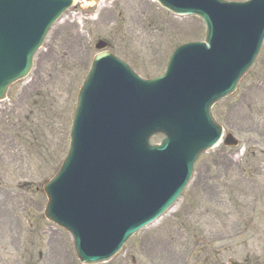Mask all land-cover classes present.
Returning <instances> with one entry per match:
<instances>
[{
  "label": "rangeland",
  "instance_id": "rangeland-1",
  "mask_svg": "<svg viewBox=\"0 0 264 264\" xmlns=\"http://www.w3.org/2000/svg\"><path fill=\"white\" fill-rule=\"evenodd\" d=\"M101 7L94 17L79 5L76 16L63 15L29 76L0 102V259L5 247L7 264H69L72 258L69 235L43 216L42 186L66 153L94 44L106 43L103 50L153 78L176 46L204 36L197 18L174 17L152 0H103ZM213 115L238 147L220 143L203 154L173 208L107 264H264V44Z\"/></svg>",
  "mask_w": 264,
  "mask_h": 264
},
{
  "label": "water",
  "instance_id": "water-1",
  "mask_svg": "<svg viewBox=\"0 0 264 264\" xmlns=\"http://www.w3.org/2000/svg\"><path fill=\"white\" fill-rule=\"evenodd\" d=\"M74 1L0 0V99L28 74L49 27ZM156 1L200 17L205 43L180 47L149 81L97 55L78 93L67 157L44 185L45 217L71 233L83 263L110 260L178 199L198 155L221 137L212 105L236 89L264 41V0ZM156 134L164 139L150 145ZM223 144L237 141L228 135Z\"/></svg>",
  "mask_w": 264,
  "mask_h": 264
},
{
  "label": "flooded vegetation",
  "instance_id": "flooded-vegetation-1",
  "mask_svg": "<svg viewBox=\"0 0 264 264\" xmlns=\"http://www.w3.org/2000/svg\"><path fill=\"white\" fill-rule=\"evenodd\" d=\"M4 251H3V255H2V259H0V263L2 264H7V260H5L4 256L6 255L4 252L6 251V248H2ZM209 261H212L211 259H205L203 260L204 263H207ZM69 264H76L75 261L73 262L72 260L69 261Z\"/></svg>",
  "mask_w": 264,
  "mask_h": 264
},
{
  "label": "bare ground",
  "instance_id": "bare-ground-1",
  "mask_svg": "<svg viewBox=\"0 0 264 264\" xmlns=\"http://www.w3.org/2000/svg\"><path fill=\"white\" fill-rule=\"evenodd\" d=\"M101 9V8H100Z\"/></svg>",
  "mask_w": 264,
  "mask_h": 264
}]
</instances>
